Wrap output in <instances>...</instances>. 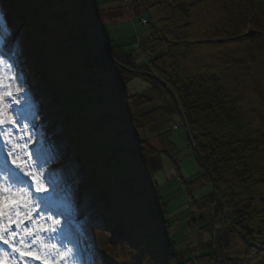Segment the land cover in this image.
<instances>
[{
  "label": "trees",
  "instance_id": "16d2710c",
  "mask_svg": "<svg viewBox=\"0 0 264 264\" xmlns=\"http://www.w3.org/2000/svg\"><path fill=\"white\" fill-rule=\"evenodd\" d=\"M94 1L98 14L100 3ZM9 2L18 18L30 14L23 42L29 60L39 66V81L53 92L46 116L53 118L55 105L59 115L74 113L67 125L70 140H79L82 150L89 143L96 151L90 157L83 151L91 183L116 182L114 208L130 223L135 240L129 248L133 259L120 264H264V37L246 30L258 4L134 0L145 10L160 9L162 18L139 38L143 63L127 62L103 41L126 70L100 49L91 0ZM125 3L108 10L124 9ZM130 71L153 74L168 85L190 133L200 175L183 188L199 217L184 227L187 246L175 240L177 226L170 224L167 203L152 183L163 156L174 163L171 132L154 134L157 148L148 137H138L178 112L165 87ZM136 79L149 90L129 95L128 85ZM117 134L126 135L130 146L113 139Z\"/></svg>",
  "mask_w": 264,
  "mask_h": 264
},
{
  "label": "rangeland",
  "instance_id": "374dc122",
  "mask_svg": "<svg viewBox=\"0 0 264 264\" xmlns=\"http://www.w3.org/2000/svg\"><path fill=\"white\" fill-rule=\"evenodd\" d=\"M105 1L106 3L101 4L103 0H98V2L100 3V8L97 14V17H98L97 27L99 28L98 33H99V36L102 42L103 41L105 43L107 42L108 46L113 48L114 50H117V51L120 50V52H122L123 55L125 54L134 55V59L131 58L129 59L128 62H132L134 60V62L137 64L140 62L143 63L145 59L144 56H140L137 53L139 38L144 36L148 32H150V30L162 18L161 10L158 8L145 10L141 3L136 4L134 0L127 2V5L130 2L128 10H124L122 7L120 8L119 11L110 10V9L108 10V8H111V7L112 8L120 7V5H123L122 3H125L126 0H105ZM250 2L258 4L261 10L260 9L255 10L253 9L252 6H250V8L256 11L257 14L254 15V12H252L249 15V20L247 21L246 30L250 32V34H253V36L258 34L264 37V23L262 22V20L264 21V0H250ZM111 12H114V13L111 14ZM258 15L260 17H258ZM141 19L148 22L149 25L141 26L140 25ZM258 22H259V25H257ZM249 54L250 53L245 52L242 55L244 56V55H249ZM260 57L264 61V53L261 54ZM16 71L20 78L23 77V80L27 81L28 78L26 76L27 74L26 69L25 70L23 69L22 71L20 69V71L19 70H16ZM17 73H16V76H17ZM34 85L42 91V93L39 95V98L41 100L38 99L37 93L35 95L37 97L36 102L34 101V103L33 102L30 103L26 99L24 100V104L32 116V122L36 120L35 116L37 114L40 115L41 113V116H43L42 111H41L42 106L44 104L43 95L47 97V95L50 94V90H48L46 87H42L41 85H37V84H34ZM16 88L20 89L19 86H17ZM148 90H149L148 85L139 79L132 81L128 85L129 95L140 94ZM18 94L22 95V92ZM46 97H45V100H46ZM39 103H41V105ZM150 109L151 107L146 108L144 111L150 110ZM74 115H75L74 113L73 114L71 113V116L70 115L65 116L66 118L64 119V121L66 122L68 117L72 118V116ZM42 119H43L42 117L37 118L36 123L40 124ZM180 124L181 122H179L177 117L173 119H169V120L160 122L156 124L155 126H152L151 128L145 129L143 131L144 133L141 132L140 136L138 137L139 139L143 137H148L150 145L154 148H157L159 145L157 144L154 134L165 132L168 130L171 131V139L173 143L175 144V154L173 155L174 156L173 160H175V165L172 162V160H170L166 156H163L161 158V171H159L155 175L152 183L155 184V187L157 188L158 193L160 194V196H162V198H164V200L167 203L168 218L171 221H173L170 224L174 225V227L177 226V229L174 230L173 236H175V240L178 242V244H180V242L181 243L183 242L182 243V246H183L187 244L186 242H184L186 241L187 238L185 239L186 236H183L184 227H186V221L188 220L192 221V218L196 219L197 217H199L197 216L199 212H197L196 209L191 208L192 207L191 201L187 197V192L183 187H184V183H189L190 181L197 179L200 175V171L197 168L195 160L191 156L189 144L186 139V135L183 129L178 127V125L180 126ZM176 128H178V130H174ZM63 132L66 138V142L69 143V140L67 139L68 138L67 137L68 127ZM34 133H35V129H34ZM263 133H264V129H263ZM116 137L118 138H113V139L118 140L120 138L118 141L119 144H125L126 146H130V143L125 141L127 139L126 135L117 134ZM38 149H41L43 151V149L40 146L37 149H33L32 152L35 153ZM62 153H59L55 150V154L53 156L55 157L57 155L56 156L57 158L59 155H61V157L58 158L57 160H55L54 158L49 159L48 167L51 170L55 169L62 162L66 163L68 161L69 157L64 152ZM16 155L20 156L21 158L24 156L19 151V148L17 149ZM6 156L8 157V155ZM43 164H44V160H43ZM78 180L79 182L80 181L81 182L78 185L77 184L76 185L78 186L80 190L85 185L84 184L85 178L80 177ZM150 184L151 183H148L146 186L148 187ZM206 190L203 189L200 191H195L194 193H192V198L193 199L199 198V196L201 194H204ZM78 196H80V193H78ZM78 196L76 195L75 197L72 194H70V198L66 201L69 205L70 213H74L82 209V207H79L82 201L80 200ZM115 201L116 200L114 198L113 200L109 198V203L110 202L113 203ZM175 220L177 222H175ZM114 222H116L115 218H114ZM82 225H83L82 227L85 228L89 224L82 223ZM101 225L102 226L100 227V225H97V222H96V225L92 229L90 227L87 230V232L90 231L92 233L91 236L94 241H92L88 237L87 234L84 236V239H87V241L90 243L98 242L103 248V250L101 251L104 253V255L107 256L108 259L110 258L114 259L116 263H118L119 261L127 262L133 259L132 255H130V252L126 249V247L121 246V244H117L116 241H114V237L111 235V232H109L108 227H105V226L103 227V224ZM187 236L190 237V235L188 234ZM197 237H198L197 234H195L194 238H197ZM71 251H72V248L70 247L68 250V253H70ZM120 252L123 253L122 256ZM96 260L97 262L95 264H103V260L101 259H96ZM54 263L60 264L56 260H54Z\"/></svg>",
  "mask_w": 264,
  "mask_h": 264
},
{
  "label": "snow or ice",
  "instance_id": "6c2138e0",
  "mask_svg": "<svg viewBox=\"0 0 264 264\" xmlns=\"http://www.w3.org/2000/svg\"><path fill=\"white\" fill-rule=\"evenodd\" d=\"M2 64L3 61H0V141L6 146L11 145V148L6 147L8 159L23 176L31 179L34 191L47 192L46 178L37 174L34 168L29 171L27 163L20 156L14 155L18 148H26L31 144L32 138L27 131L24 132V136L28 137L24 145L17 144L12 138L11 129L17 127L23 116L18 110L15 113L11 112L12 106L18 105L20 100L10 85L5 83ZM20 91L21 89H16V93ZM25 155L32 161L30 153L25 152ZM38 207V204L33 206L32 193L28 190L27 181L5 163L0 173V245L6 248H0V264H29V261L53 264L51 259L53 255H58L61 260L65 258L67 253L61 252L55 244L44 243L39 235L57 232L56 225L59 224V220H55L52 225L39 223L34 216ZM37 241H40L39 246L33 248L32 244H36Z\"/></svg>",
  "mask_w": 264,
  "mask_h": 264
},
{
  "label": "water",
  "instance_id": "95a60500",
  "mask_svg": "<svg viewBox=\"0 0 264 264\" xmlns=\"http://www.w3.org/2000/svg\"><path fill=\"white\" fill-rule=\"evenodd\" d=\"M93 2V8H94V11H93V25H94V29H95V32L97 34V40H98V45L100 47V49L103 51V53L108 57L110 58V60L113 61V59L109 56L107 50L105 49L103 43L101 42V40L99 39V36H98V31H97V18H96V10H95V3H94V0H92ZM131 54H126L125 55V58L127 60H129L131 58ZM114 62V61H113ZM115 63V62H114ZM116 64V63H115ZM124 68V67H123ZM126 69V68H125ZM137 75H145V76H148L150 77L151 79H153L154 81H157L158 83H160L163 87H165L167 89V91L169 92V94L171 95V98L173 99V102L175 104V107L177 108V112H178V115H179V118L182 122V125H183V128H184V131H185V134L187 136V138L191 141V138H190V134H189V131H188V128H187V124L184 120V117L182 115V112L180 110V107H179V104L176 100V97L175 95L173 94V92L171 91V89L168 87V85L163 81L161 80L160 78H158L157 76H154V75H151V74H146V73H141V72H133ZM214 207H215V203L212 204L211 208H210V220L212 222V225H213V210H214ZM214 243V242H213Z\"/></svg>",
  "mask_w": 264,
  "mask_h": 264
},
{
  "label": "bare ground",
  "instance_id": "6f19581e",
  "mask_svg": "<svg viewBox=\"0 0 264 264\" xmlns=\"http://www.w3.org/2000/svg\"><path fill=\"white\" fill-rule=\"evenodd\" d=\"M113 13H114V12H111V14H113ZM5 54H6L7 57H9V55H7V54H9L8 52H6Z\"/></svg>",
  "mask_w": 264,
  "mask_h": 264
}]
</instances>
